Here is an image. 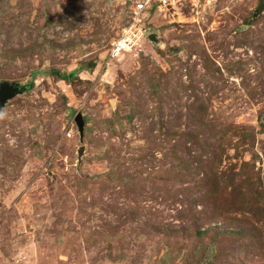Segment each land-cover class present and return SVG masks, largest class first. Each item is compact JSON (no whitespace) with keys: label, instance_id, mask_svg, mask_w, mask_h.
I'll list each match as a JSON object with an SVG mask.
<instances>
[{"label":"rangeland","instance_id":"rangeland-1","mask_svg":"<svg viewBox=\"0 0 264 264\" xmlns=\"http://www.w3.org/2000/svg\"><path fill=\"white\" fill-rule=\"evenodd\" d=\"M132 3L0 1V264H264V0Z\"/></svg>","mask_w":264,"mask_h":264},{"label":"built area","instance_id":"built-area-1","mask_svg":"<svg viewBox=\"0 0 264 264\" xmlns=\"http://www.w3.org/2000/svg\"><path fill=\"white\" fill-rule=\"evenodd\" d=\"M220 2L221 0H133L129 24L112 43L111 60H119L137 50L142 42L149 38L146 20L154 12H163L184 5L195 20H200Z\"/></svg>","mask_w":264,"mask_h":264},{"label":"water","instance_id":"water-1","mask_svg":"<svg viewBox=\"0 0 264 264\" xmlns=\"http://www.w3.org/2000/svg\"><path fill=\"white\" fill-rule=\"evenodd\" d=\"M3 1V0H0ZM149 39L152 41H158V36L156 34H150ZM25 87L21 86L18 83H9L4 82L0 86V113L6 107L8 102L14 99L17 95L24 91ZM76 122L78 125V129L80 132L81 137H84L85 133V119L82 113H79L76 117ZM85 153V146H82L79 150V154L82 156Z\"/></svg>","mask_w":264,"mask_h":264},{"label":"trees","instance_id":"trees-1","mask_svg":"<svg viewBox=\"0 0 264 264\" xmlns=\"http://www.w3.org/2000/svg\"><path fill=\"white\" fill-rule=\"evenodd\" d=\"M263 6H264V4H261V6H260V8H263ZM81 70V69H80ZM64 79H67V80H69V79H71L72 78V76L71 75H67V74H64ZM31 86V85H30ZM253 209V211H255V212H257V209L256 208H252Z\"/></svg>","mask_w":264,"mask_h":264}]
</instances>
